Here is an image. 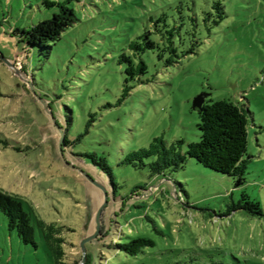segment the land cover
Returning <instances> with one entry per match:
<instances>
[{
  "label": "rangeland",
  "instance_id": "1",
  "mask_svg": "<svg viewBox=\"0 0 264 264\" xmlns=\"http://www.w3.org/2000/svg\"><path fill=\"white\" fill-rule=\"evenodd\" d=\"M66 1V0H59ZM180 0H69L78 20L41 52L20 31L51 17L40 0H0V190L21 198L33 219L52 225L64 259L88 264H264V0H221L226 17L198 29L196 54L165 66L143 53L147 72L128 78L123 53L156 11ZM205 2V1H203ZM128 78V79H127ZM248 106L245 182L192 158L151 171L127 163L155 137L168 144L200 138L196 97ZM61 134L69 141L60 147ZM83 153L104 157L108 176ZM81 159H79V158ZM81 168L107 189L83 175ZM245 192L262 214L232 209ZM145 237L137 255L115 243ZM23 243L0 213V264H55L40 230Z\"/></svg>",
  "mask_w": 264,
  "mask_h": 264
},
{
  "label": "trees",
  "instance_id": "2",
  "mask_svg": "<svg viewBox=\"0 0 264 264\" xmlns=\"http://www.w3.org/2000/svg\"><path fill=\"white\" fill-rule=\"evenodd\" d=\"M40 1L46 8H56V11L51 17L40 20L20 33L21 41L26 46L36 47L44 52L51 48L61 33L78 18L74 9L68 5L69 0ZM225 17L226 10L221 0H180L171 6L170 12L163 9L156 11L149 16L148 27L129 43L130 53L121 55L122 60L127 63L125 72L128 78L140 80L147 72V63L142 57L147 51L155 53L165 66L178 63L184 56L196 54L201 45L198 37L200 26L204 25L210 32L211 28ZM198 114L200 138L187 143L185 152L182 151V139L168 144L162 136H158L148 148L132 151L126 158L127 163L136 164L135 161H139L144 165L143 159L151 158V171L161 174L166 169L181 168L189 157L211 170L231 176L235 180V187L243 185L247 166V159L244 158L248 144L247 125L251 116L248 106L238 105L226 99L208 102L203 98ZM68 144L67 136L63 134L60 147H66ZM83 155L108 176L114 193L116 183L106 159L97 157L95 153L78 154L82 157ZM242 199L245 201L234 203L232 209H245L250 213L262 214L260 204L245 192L242 193ZM0 213L6 216L9 230H15L25 244L37 246L38 228L54 256L55 264H78L64 259L62 238L56 237L52 225H45L43 221L33 219L25 210L21 198L0 190ZM153 244L149 238L137 237L126 243L117 242L114 246L117 251L134 256ZM82 264H88L86 253Z\"/></svg>",
  "mask_w": 264,
  "mask_h": 264
},
{
  "label": "water",
  "instance_id": "3",
  "mask_svg": "<svg viewBox=\"0 0 264 264\" xmlns=\"http://www.w3.org/2000/svg\"><path fill=\"white\" fill-rule=\"evenodd\" d=\"M202 103H203L202 96L196 97L195 100H194V102H193V108L196 111H199L201 109ZM61 139H62V134H61ZM61 139H60V142H61ZM79 169L83 173V175L88 179V181H90L94 185H96V186H98V187H100V188L103 189V191L105 193V198L107 200L108 199L107 198L108 195H107V189H106V187L102 183H100L99 181L95 180L87 171H84L81 168H79ZM104 205L98 210V212L96 214V228H95L94 233L92 235L86 237L85 239H83L80 242V247H81V251H82V258H81V263H79V264H82L84 262L85 251H86L85 250V243L88 242V241H90V240H92L93 238H95L96 235H97V233H98V230H99V218H100V215H101V212H102V209H103Z\"/></svg>",
  "mask_w": 264,
  "mask_h": 264
}]
</instances>
